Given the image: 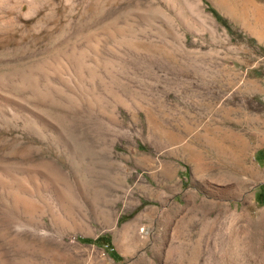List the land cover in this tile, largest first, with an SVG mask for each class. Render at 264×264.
<instances>
[{"label": "rangeland", "instance_id": "374dc122", "mask_svg": "<svg viewBox=\"0 0 264 264\" xmlns=\"http://www.w3.org/2000/svg\"><path fill=\"white\" fill-rule=\"evenodd\" d=\"M218 207L264 228V0H0V264H264Z\"/></svg>", "mask_w": 264, "mask_h": 264}, {"label": "bare ground", "instance_id": "6f19581e", "mask_svg": "<svg viewBox=\"0 0 264 264\" xmlns=\"http://www.w3.org/2000/svg\"><path fill=\"white\" fill-rule=\"evenodd\" d=\"M246 170L250 171L251 174L253 175L258 173L256 167L254 166H249L248 168L246 167ZM218 211H221V213L224 216H227L230 219L231 226L228 230L227 235L223 236V234L221 233V229L218 227L219 218L217 217L213 220L203 221V224L199 230L200 236L205 234L206 231L211 233L216 232L220 236V238H222L224 243L229 245H232L235 242L236 243L240 242V240L243 238L242 234H245L246 237H249L253 240H262V237H264V228L262 225V221L259 218H257L255 215H251L250 209L247 210L249 212V216H247L248 220L245 226H241L239 224L241 222L243 215L239 213L240 210L238 208L235 211H232L224 207H218ZM134 224L135 223L132 222L126 225L124 228L123 234L127 239L130 238L129 237L131 235L130 232L133 231L131 228L134 227ZM129 228L131 231H129ZM179 228L182 237L187 236L189 234V231L191 230V228L188 225H185L184 223L181 224ZM195 248L196 246L190 240H186L182 242L174 250H169L165 258L166 260H168L169 264H194L197 259V253ZM157 249L158 248L156 247L153 248L152 250V255L155 258L159 257V252L157 251ZM135 264H152V262L148 257H142L139 260V262ZM226 264H236V263L231 262Z\"/></svg>", "mask_w": 264, "mask_h": 264}]
</instances>
